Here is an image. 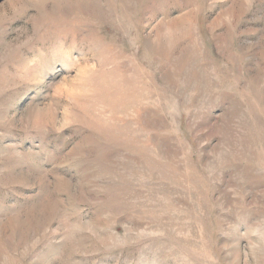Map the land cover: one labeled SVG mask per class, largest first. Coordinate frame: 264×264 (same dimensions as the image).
<instances>
[{
  "label": "rangeland",
  "instance_id": "obj_1",
  "mask_svg": "<svg viewBox=\"0 0 264 264\" xmlns=\"http://www.w3.org/2000/svg\"><path fill=\"white\" fill-rule=\"evenodd\" d=\"M0 264H264V0H0Z\"/></svg>",
  "mask_w": 264,
  "mask_h": 264
}]
</instances>
